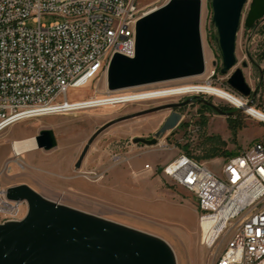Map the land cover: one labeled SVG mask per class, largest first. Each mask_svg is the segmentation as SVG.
I'll return each instance as SVG.
<instances>
[{
	"label": "rangeland",
	"instance_id": "obj_1",
	"mask_svg": "<svg viewBox=\"0 0 264 264\" xmlns=\"http://www.w3.org/2000/svg\"><path fill=\"white\" fill-rule=\"evenodd\" d=\"M162 5L163 1H160L149 10ZM248 11L249 6H246L244 17ZM57 20L59 18L53 15L41 18L46 25ZM212 20L211 0H205L201 18L207 66L204 75L123 90V93L129 92L127 99L135 100L129 103L109 98L113 95L105 96L108 91L106 78L101 76L84 87L68 91L69 101L97 97L86 101L91 108L26 119L0 133V187L27 184L49 200L74 207L47 193L49 188L152 222L173 232L179 241L181 249L178 252L173 243L154 234L173 248L178 264H182V259L186 264H211L208 250L200 243L195 197L187 189L171 182L163 173V167L185 153L206 163L214 172L221 173L226 159L254 142L264 143V123L246 113L251 112V107L247 105L249 108L228 118L205 108L200 102H211L218 108L233 111L238 109L237 106L215 95L197 92L211 83L212 88L243 98L246 104L260 106L264 103V19L251 29L246 28L242 21L236 44L238 63L227 75L220 72L222 61ZM29 25L33 26L32 23ZM244 62L247 67H243ZM238 68L243 70L252 90L258 91L254 99L253 96L243 97L228 85V79ZM186 101L189 103L182 109L165 108ZM174 111L181 113L183 118L174 130L159 138L157 145L132 142L135 138H152ZM43 129L53 130L56 136L57 147L51 151L36 147L15 155L13 143L26 139L11 141L4 138H23L32 130L38 134ZM98 131L100 133L81 166L76 168L88 141ZM212 155L216 156L211 158ZM148 164L151 171L144 170ZM27 213L28 209L25 217Z\"/></svg>",
	"mask_w": 264,
	"mask_h": 264
},
{
	"label": "built area",
	"instance_id": "obj_2",
	"mask_svg": "<svg viewBox=\"0 0 264 264\" xmlns=\"http://www.w3.org/2000/svg\"><path fill=\"white\" fill-rule=\"evenodd\" d=\"M150 1L0 0V133L26 119L91 108L88 100L97 97L69 101V89L106 78L115 54L135 56L137 21L170 0ZM43 15L59 20L46 25ZM249 107L246 113L264 123V103ZM163 173L194 195L211 264H264L263 142L226 159L221 173L185 153ZM8 188L0 187L1 222L21 220L28 209L26 201L7 199Z\"/></svg>",
	"mask_w": 264,
	"mask_h": 264
},
{
	"label": "water",
	"instance_id": "obj_3",
	"mask_svg": "<svg viewBox=\"0 0 264 264\" xmlns=\"http://www.w3.org/2000/svg\"><path fill=\"white\" fill-rule=\"evenodd\" d=\"M211 6L222 61L220 72L227 75L238 63L236 44L242 21L251 29L264 19V0H211ZM246 6L249 11L244 17ZM202 10V0H170L142 16L136 24L135 56H113L106 76L107 90L118 92L203 75L206 62ZM227 83L243 97L254 99L258 94L247 84L241 68L231 74ZM188 103L165 108L179 109ZM214 108L227 116H236L243 110L225 113ZM182 118L174 111L152 138H135L132 142L155 146ZM99 133L88 141L76 168ZM34 140L36 147L44 151L57 147L51 129L41 130ZM6 197L26 201L28 213L20 221L0 224V264H178L173 248L159 236L56 203L27 184L9 187Z\"/></svg>",
	"mask_w": 264,
	"mask_h": 264
},
{
	"label": "bare ground",
	"instance_id": "obj_4",
	"mask_svg": "<svg viewBox=\"0 0 264 264\" xmlns=\"http://www.w3.org/2000/svg\"><path fill=\"white\" fill-rule=\"evenodd\" d=\"M202 14H203V10H202ZM205 62H206V60H205ZM206 69H207V66H206ZM205 73H206V70H205ZM200 76H202V75H200ZM196 77H199V76H196ZM197 92L215 95V96L222 98V99L226 100L227 102L237 106V108H240L243 110H245L244 108H249L247 106V104L243 101L242 98H239V97H237V96H235V95H233V94H231V93H229L223 89H214L211 87V83H209L207 87L199 88L197 90ZM128 93L113 95L109 98H116L117 100H115V101L127 100V101H124L123 103H129V102L135 101V100L131 101V100L127 99V97L129 96ZM249 109L252 110V108H249ZM259 113H260V116H263L261 112H259ZM34 148H36V144H35L34 139H26L23 141H18V142L13 143V149H14L15 155H20V154L26 153L30 150H33ZM47 190H48L47 193L54 195L55 197H58L61 200V201L59 200L60 202L74 206L75 208H79L83 211L93 213V214L101 216L103 218L114 220V221H117L119 223H123V224L129 225V226H132L134 228L144 230V231H148V232H151L153 234L162 236V238H165V239L169 240L171 243H173L175 249L178 252L181 249L179 241L175 237L174 233L165 227H162V226L154 224L152 222H148V221H145V220H142L139 218H135V217H132L129 215L118 213L114 210H111V209L105 207V206H101L99 204H95V203H92V202H89V201H86V200H83L80 198H76V197L68 195V194L57 192L55 190H50L49 188ZM228 224H238V217H228ZM182 264H186L184 259H182Z\"/></svg>",
	"mask_w": 264,
	"mask_h": 264
},
{
	"label": "flooded vegetation",
	"instance_id": "obj_5",
	"mask_svg": "<svg viewBox=\"0 0 264 264\" xmlns=\"http://www.w3.org/2000/svg\"><path fill=\"white\" fill-rule=\"evenodd\" d=\"M179 103H181V102H179ZM200 103H201L202 105H204L205 108L216 111L215 108H214V106H215V107H217V106L214 105L213 103H211V102H207V101H203V102H200ZM186 106H187V105H186ZM186 106H184V107H186ZM184 107H181V108H179V109H182V108H184ZM219 109H220L221 111L225 112V113H228V112L233 111V110H224V109H222V108H219ZM216 112H217V111H216ZM222 115H223V114H222ZM224 116H226V117H228V118L232 117V116H227V115H224Z\"/></svg>",
	"mask_w": 264,
	"mask_h": 264
},
{
	"label": "crops",
	"instance_id": "obj_6",
	"mask_svg": "<svg viewBox=\"0 0 264 264\" xmlns=\"http://www.w3.org/2000/svg\"><path fill=\"white\" fill-rule=\"evenodd\" d=\"M12 127H13V126H11L10 128H8V129L6 130V132L9 131ZM6 132H5V134H6ZM36 134H37V131L34 132V131L32 130V131L30 132L29 135H27V136H25V137H23V138L9 139V138L6 137V136H4V138H5V140H11V141H13V140H23V139H28V138H34V137L36 136Z\"/></svg>",
	"mask_w": 264,
	"mask_h": 264
},
{
	"label": "trees",
	"instance_id": "obj_7",
	"mask_svg": "<svg viewBox=\"0 0 264 264\" xmlns=\"http://www.w3.org/2000/svg\"><path fill=\"white\" fill-rule=\"evenodd\" d=\"M233 131H234L233 133H235L236 130H234V128H233ZM223 145H225V143H223ZM225 154H228V152H225ZM229 154H232V153L230 152ZM215 156H216V155H212L211 158H212V157H215ZM209 158H210V157H209Z\"/></svg>",
	"mask_w": 264,
	"mask_h": 264
}]
</instances>
